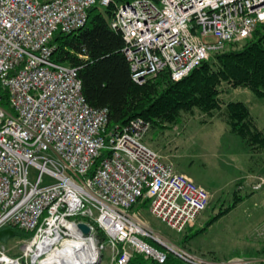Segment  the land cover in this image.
I'll return each instance as SVG.
<instances>
[{"label": "built area", "instance_id": "2783aa9c", "mask_svg": "<svg viewBox=\"0 0 264 264\" xmlns=\"http://www.w3.org/2000/svg\"><path fill=\"white\" fill-rule=\"evenodd\" d=\"M95 5L112 7L110 26L139 85L162 71L179 81L264 24V0H0V102L4 94L8 106L0 104V230L31 232L19 256L0 243V264H42L64 248L75 256L77 245L93 247L94 264L104 247L110 264L135 254L163 263L168 253L185 264H264L206 261L155 234L132 210L146 199L149 214L180 234L210 195L144 142L147 121L107 128L108 111L87 104L78 68L51 60L53 35L83 27Z\"/></svg>", "mask_w": 264, "mask_h": 264}, {"label": "trees", "instance_id": "16d2710c", "mask_svg": "<svg viewBox=\"0 0 264 264\" xmlns=\"http://www.w3.org/2000/svg\"><path fill=\"white\" fill-rule=\"evenodd\" d=\"M111 15V6L95 5L89 9L83 27L71 33L58 31L50 41L54 47L53 62L78 68L81 92L87 104L107 109V128L127 124L139 117L150 124L149 132L153 128H164L163 125L165 128L175 126L197 113L210 116L221 111L219 115L223 116L230 131L242 139L251 159H255L253 154L260 149L264 150V129L256 126L247 105L240 101L224 102L221 97L228 89L248 88L256 97L264 98V24L257 25L248 38L212 53L179 81H172L168 71H162L139 85L130 79L129 64L122 52L124 42L120 32L110 27ZM1 98L0 104L8 109L6 95ZM100 158L88 175L93 173ZM240 183L236 182L230 206L219 210L203 227L198 229L194 225L178 234L181 246H186L244 198L238 187ZM147 206L145 199L132 210ZM11 229L20 239L31 236V232L16 227ZM97 235L100 240H106L102 230L97 229ZM127 264L185 263L168 253L163 263L135 254Z\"/></svg>", "mask_w": 264, "mask_h": 264}, {"label": "rangeland", "instance_id": "374dc122", "mask_svg": "<svg viewBox=\"0 0 264 264\" xmlns=\"http://www.w3.org/2000/svg\"><path fill=\"white\" fill-rule=\"evenodd\" d=\"M221 97L224 102L240 101L245 103L255 119L256 126L264 129V98L256 97L248 88L228 89L221 94ZM221 113V111L214 112L217 116H220ZM204 116L206 115L197 113L185 118L183 125L179 126L177 123L179 133L175 134L176 142L164 148V153H171L173 156L172 163L175 170L180 171L177 170L176 164L181 167L184 166L186 170L192 173L193 177L185 175L199 186L201 184L196 180H201L204 184L202 187L210 195L208 207L194 224L198 229L203 227L219 210L233 203V191L237 187L238 177L245 175L248 169L252 170V168L245 166L246 162L245 159H242V153L234 156V154L226 153L223 149H203L200 147L205 144L206 138L204 137L215 134L212 129L215 126L209 125L207 128ZM196 135L198 137L194 138ZM167 138L161 137V144H165ZM196 146H199L200 149ZM253 155H255V159H251L254 162L253 170L257 172L255 175L246 176L247 181L238 186L241 188L240 194L244 198L238 201L228 213L215 220L204 232L188 241L186 246H181L179 243L181 236L178 233L170 230L149 214L146 213L147 217H144L142 213H139V218H142L155 234L206 261L223 262L236 258L264 260V183L259 190H251V185L259 178L264 180V150L260 149ZM238 170H242L243 173L238 175ZM248 193L249 195H246ZM23 241L25 240L14 236L3 245L7 253L16 257L21 253ZM99 241L103 240L99 239ZM110 254L109 247L101 249L99 252L100 260L97 264H110Z\"/></svg>", "mask_w": 264, "mask_h": 264}, {"label": "crops", "instance_id": "0c3cea01", "mask_svg": "<svg viewBox=\"0 0 264 264\" xmlns=\"http://www.w3.org/2000/svg\"><path fill=\"white\" fill-rule=\"evenodd\" d=\"M204 117H205L204 120H206L205 125L207 128L209 125L215 126L214 128H212L214 130L215 134H210V135H207L206 137H204V138H206L204 140L205 144L203 146L201 145L200 147L203 149L204 148H206V149L211 148V149H217V150L223 149V150H225L226 153H228V154L231 153L232 155L234 154V156L239 154V153H242L243 154L242 159H245L244 161L246 162L245 166H247V168L248 167L252 168V170L248 169L245 175L238 177L239 178L238 181H240L242 183L246 182L247 179H245V177L246 176L249 177L250 175H255L257 171L253 170V163L254 162H252V160L250 158L251 153H249L248 150L245 148V145H244L242 139L230 131V129H229L226 121L224 120L223 116H217L215 114H212L210 116L206 115ZM184 121L185 120L180 121L179 126L183 125ZM191 122H192V119H191ZM179 126L176 125V126H171V127L165 128L166 126L163 125L162 127H164V128H161L159 130L153 128L144 137V142L150 148L155 150L161 156V158L164 162H169V163L173 162V160H172L173 156L171 155V153H164V148L166 146L167 147L170 146L171 144H173V142H176L177 138L175 137L176 136L175 134L179 133V131H178ZM161 137H168L167 141H165V144L164 143L161 144V140H160ZM195 137H198V136L196 135V136H194V138ZM196 141H200V140H196ZM201 141H203V140H201ZM196 147H198V149H200L199 146H196ZM175 166H176L178 171L180 170L179 171L180 173H184V174L188 175L189 177H193L192 173L189 172L188 170H186V168L184 166L181 167V166H179V164H176ZM241 173H243L242 170H238L237 174L239 175ZM196 181L199 184H201V186L202 185L204 186V184L202 183L201 180H196ZM135 212H137L138 215H139V213H142L144 215V217H147V214H149L147 207H146V209L135 210ZM149 216H151V215L149 214ZM141 221H143L142 218H141ZM143 222L147 226H149L145 221H143Z\"/></svg>", "mask_w": 264, "mask_h": 264}, {"label": "bare ground", "instance_id": "6f19581e", "mask_svg": "<svg viewBox=\"0 0 264 264\" xmlns=\"http://www.w3.org/2000/svg\"><path fill=\"white\" fill-rule=\"evenodd\" d=\"M75 248H77L74 253L75 256L68 248H64L58 253L50 254L42 264H94L96 262V253H92L93 247L91 245H77Z\"/></svg>", "mask_w": 264, "mask_h": 264}, {"label": "water", "instance_id": "95a60500", "mask_svg": "<svg viewBox=\"0 0 264 264\" xmlns=\"http://www.w3.org/2000/svg\"><path fill=\"white\" fill-rule=\"evenodd\" d=\"M79 228L83 233L87 234L89 232V227L85 224H79ZM15 233L11 228L0 230V243H6L10 238L14 237Z\"/></svg>", "mask_w": 264, "mask_h": 264}]
</instances>
